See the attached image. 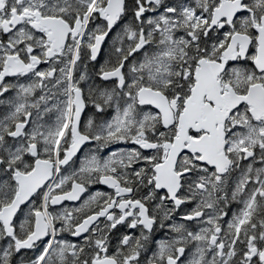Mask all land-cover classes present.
Segmentation results:
<instances>
[{"label": "snow or ice", "instance_id": "obj_1", "mask_svg": "<svg viewBox=\"0 0 264 264\" xmlns=\"http://www.w3.org/2000/svg\"><path fill=\"white\" fill-rule=\"evenodd\" d=\"M0 264H264V0H0Z\"/></svg>", "mask_w": 264, "mask_h": 264}, {"label": "flooded vegetation", "instance_id": "obj_2", "mask_svg": "<svg viewBox=\"0 0 264 264\" xmlns=\"http://www.w3.org/2000/svg\"><path fill=\"white\" fill-rule=\"evenodd\" d=\"M95 188L100 189V190H104V186H101V185H97V186H95Z\"/></svg>", "mask_w": 264, "mask_h": 264}]
</instances>
